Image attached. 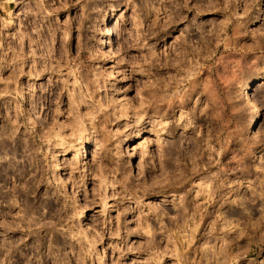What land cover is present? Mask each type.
<instances>
[{
    "label": "rangeland",
    "instance_id": "obj_1",
    "mask_svg": "<svg viewBox=\"0 0 264 264\" xmlns=\"http://www.w3.org/2000/svg\"><path fill=\"white\" fill-rule=\"evenodd\" d=\"M263 12L0 0V264H264Z\"/></svg>",
    "mask_w": 264,
    "mask_h": 264
},
{
    "label": "bare ground",
    "instance_id": "obj_2",
    "mask_svg": "<svg viewBox=\"0 0 264 264\" xmlns=\"http://www.w3.org/2000/svg\"><path fill=\"white\" fill-rule=\"evenodd\" d=\"M264 13V12H263ZM256 19H258V18H256ZM105 21V20H104ZM257 21V20H256ZM252 84V83H251ZM243 91H245V90H243ZM246 92V91H245ZM246 94V93H245ZM248 95V94H247ZM243 96H245V95H243ZM252 105V104H251ZM258 113V112H257ZM256 114V113H255ZM253 115V114H252ZM253 117V116H252ZM256 120V119H255ZM86 148V147H85ZM88 150V149H87ZM86 154V153H85ZM61 170V169H60ZM59 170V171H60ZM221 200V199H220ZM85 216V215H84ZM85 219V218H84Z\"/></svg>",
    "mask_w": 264,
    "mask_h": 264
}]
</instances>
